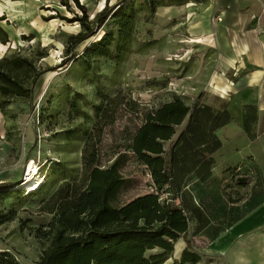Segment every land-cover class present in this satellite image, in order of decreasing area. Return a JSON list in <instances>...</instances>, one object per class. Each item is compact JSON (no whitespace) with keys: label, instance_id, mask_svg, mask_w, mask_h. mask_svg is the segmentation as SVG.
Listing matches in <instances>:
<instances>
[{"label":"rangeland","instance_id":"rangeland-1","mask_svg":"<svg viewBox=\"0 0 264 264\" xmlns=\"http://www.w3.org/2000/svg\"><path fill=\"white\" fill-rule=\"evenodd\" d=\"M62 1L66 0H0V18L4 19L0 25L9 36L7 45L0 43V60L19 55L32 60L39 70L59 66L66 55L68 37L81 32L79 23L71 21L75 14L81 15L80 10L73 0H68L71 11ZM79 1L87 7L90 21H95L105 7H113L120 0ZM126 1L131 2L137 12L130 43L120 61L94 57L89 59L92 64L89 72L72 63L65 69L48 72L40 77L34 88L33 108L23 98H15L8 107L0 108V184H14L13 190L27 189L28 192L34 187L30 184L38 173L39 177L47 176L41 180L44 185L37 196L13 191L0 196V216L12 215L11 221L0 223V251H10L21 264H38L51 245L49 237H38L52 220V216L44 212L45 202L64 178L74 180L84 175L81 156L85 137L77 135L69 142L65 134L77 128L91 132L95 120L88 123L87 118H95V105H107L111 100L117 103L114 124L107 126L103 135L95 138V143L99 149L97 158L106 166L126 153L120 169L126 183L115 204L118 207L138 199L152 202L157 194L143 165L132 153L121 148L127 144L128 136L142 126L148 114L171 102L174 96L183 98L189 106L198 102L218 109L224 105L217 92L218 82H214V78L221 75L217 38L211 34L215 0H157L156 13L149 9L151 0ZM122 7L115 10V16L93 38L79 46L80 55L87 48L92 49L105 33L113 32L117 37L116 21ZM43 53L45 58H39ZM230 74L227 72V76ZM66 83L72 87V96L78 97L80 115L69 113L66 99L71 95L66 93ZM40 110L44 112L41 121L38 120ZM229 111L233 123L238 125L245 111L235 103L230 105ZM187 123L188 119L177 132ZM261 128H253L249 139L254 141L260 137ZM219 136L224 144L215 162L219 163V171L222 173L223 163L233 169L239 164L241 168L236 175L247 178L245 186L264 185L262 138L248 147L239 131L225 129ZM171 146V142L166 144L167 152ZM55 161L65 163L68 168L65 175H51L50 163ZM30 166L33 173L28 177ZM222 175L221 178L214 176L205 189L209 192L205 196L212 208L207 206L206 212L220 229L247 212L244 205H239L241 203L228 210L229 202H244L246 194L240 195L233 190H239L238 186L242 185L237 181H230L222 189ZM24 181V185L21 184ZM200 188L192 186L190 189L198 202ZM160 196L165 198L166 194ZM188 239L192 241L193 253L200 256L197 264H223L214 256L208 241L191 234ZM179 241L172 258L164 264H181L185 249H180L184 241ZM160 253L154 250L148 255Z\"/></svg>","mask_w":264,"mask_h":264},{"label":"trees","instance_id":"trees-1","mask_svg":"<svg viewBox=\"0 0 264 264\" xmlns=\"http://www.w3.org/2000/svg\"><path fill=\"white\" fill-rule=\"evenodd\" d=\"M73 2L81 15L75 14L71 21L79 23L81 32L68 37L66 55L59 66L39 70L32 60L19 55L0 60L1 109L8 107L15 98L26 99L33 108L34 88L40 77L48 72L65 69L71 63L89 72L92 66L89 59L94 57L120 61L130 43L137 12L131 2L120 0L113 7H105L95 21H90L85 5L79 0ZM157 4V0L150 1L151 13H156ZM62 5L71 11L70 1H62ZM122 5L116 21L117 37L113 32L105 33L92 49L87 48L80 55L79 46L93 38ZM3 20L0 18V23ZM0 43H9L8 33L1 25ZM45 56L43 53L39 58ZM65 86L66 93L71 95L66 99L69 113L82 114L78 97L72 96L71 85L66 83ZM115 104V100H111L107 105L93 107L95 118H87L88 123L95 120L91 132L77 128L65 134L69 142L77 135L85 137L81 156L84 175L74 180L64 178L45 202L44 212L52 216V220L38 237H49L51 245L38 264H164L172 258L180 239L186 243L181 264L199 263L200 256L193 253L188 235L199 237L208 231L212 238L223 229L213 227L206 208L195 200L190 189L210 183L213 178L214 155L223 146L217 132L232 121L227 104L218 109L198 102L189 106L183 98L174 96L171 102L148 114L142 126L128 136L127 144L121 148L132 153L143 165L157 194L152 202L138 199L122 207L115 204L126 183L120 173L126 153L111 164L106 161L109 164L106 166L97 158L99 149L95 143V138H100L105 128L114 124ZM42 111L38 114L39 121L43 120ZM186 119L187 125L178 133L177 128ZM255 122V109L252 108L246 112L244 122V129L250 136ZM170 142L172 146L167 152L165 146ZM50 166L51 175L56 177L68 172L63 162H51ZM237 170H227L235 182H238ZM13 185L0 184V196L8 195L9 191L29 197L42 193L41 187L27 192V189L13 190ZM162 193L168 197L163 199ZM11 220V214L0 216V223ZM154 250L161 253L149 256ZM0 264L21 263L10 251H0Z\"/></svg>","mask_w":264,"mask_h":264},{"label":"crops","instance_id":"crops-1","mask_svg":"<svg viewBox=\"0 0 264 264\" xmlns=\"http://www.w3.org/2000/svg\"><path fill=\"white\" fill-rule=\"evenodd\" d=\"M215 8L216 11H213L211 17V34L217 38L216 47L220 51L221 75L216 76L214 82H218L217 92L227 104L229 113L232 103H235L241 111L242 109L245 111L238 125L233 123L234 118L230 113L232 121L218 131V136L225 129L239 131L249 147L261 138L264 141V0H215ZM217 18H221L222 21L218 22ZM227 72L231 73L230 76H227ZM252 108L255 109L256 114L253 128L262 127L260 137L254 141L249 139L250 135L244 129L246 112ZM260 148L264 153V147ZM223 149L224 144L214 155L215 162ZM218 164L215 163L213 177L221 178L220 175L223 174L221 184L223 189L233 180V175L227 173L232 167H227L223 163L224 168L221 173ZM234 166L241 168L239 164ZM237 180H239L238 176ZM208 184L197 186L201 187L200 191H197V199L206 209L211 208L205 196L209 194L205 190ZM238 188L239 190H233L238 191L240 195L246 194L244 202L232 204L229 202L230 205L227 204V207L229 210L230 206L241 203L239 205H244L247 210L245 215L236 218L223 228L219 235L211 238L205 231L199 238L208 241L214 256L222 260L223 264H264V185L253 184L248 188L242 184ZM213 227L217 225L213 224ZM180 249H186L185 241L180 245Z\"/></svg>","mask_w":264,"mask_h":264},{"label":"bare ground","instance_id":"bare-ground-1","mask_svg":"<svg viewBox=\"0 0 264 264\" xmlns=\"http://www.w3.org/2000/svg\"><path fill=\"white\" fill-rule=\"evenodd\" d=\"M32 167L30 166L29 167V169H28V173H29V175H28V177H31V173H33V172H31L32 170ZM37 178V179H36ZM36 178L32 181V183L29 185L30 187H32V186H34L33 188H32V190L31 191H34V190H37V189H39L40 187H41V185L43 184V182L41 181L42 179H43V177L42 176H40L39 177V173H38V175L36 176ZM28 181V180H27ZM35 181V182H34ZM30 182V181H29ZM34 182V183H33ZM24 183H25V181L24 182H22L21 184H23L24 185ZM21 184H19V185H21Z\"/></svg>","mask_w":264,"mask_h":264},{"label":"water","instance_id":"water-1","mask_svg":"<svg viewBox=\"0 0 264 264\" xmlns=\"http://www.w3.org/2000/svg\"><path fill=\"white\" fill-rule=\"evenodd\" d=\"M239 183H241V184H245L246 182H247V178H245V177H241V178H239Z\"/></svg>","mask_w":264,"mask_h":264},{"label":"built area","instance_id":"built-area-1","mask_svg":"<svg viewBox=\"0 0 264 264\" xmlns=\"http://www.w3.org/2000/svg\"><path fill=\"white\" fill-rule=\"evenodd\" d=\"M253 19H257V18H256V17H253ZM217 21H218V22H221L222 19H221V18H217ZM167 197H168V195L166 194L165 198H163V199H166Z\"/></svg>","mask_w":264,"mask_h":264}]
</instances>
